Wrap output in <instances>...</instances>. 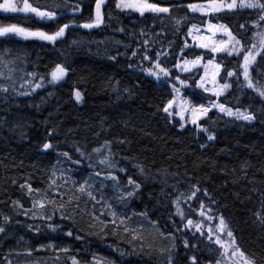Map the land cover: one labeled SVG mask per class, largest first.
I'll return each mask as SVG.
<instances>
[{
	"label": "trees",
	"instance_id": "16d2710c",
	"mask_svg": "<svg viewBox=\"0 0 264 264\" xmlns=\"http://www.w3.org/2000/svg\"><path fill=\"white\" fill-rule=\"evenodd\" d=\"M32 1L42 10L44 6L53 10L52 5L59 4L55 9L57 19L39 21L33 15L0 14V27L15 24L51 33L65 23L83 24L95 17L96 0ZM150 1L168 7L170 13L159 17L145 13L141 17L139 13L121 12L115 7L116 0H109L99 29L71 28L55 43L14 34L0 37V55L13 62L7 66L0 63L4 76L12 69L11 80L0 79V84L9 88L6 94L0 93V227L5 229L0 232V264H72V256L80 264H89L94 258L97 264H168L169 257L172 264H191L194 255L199 264H215L218 253L210 254L203 242L193 239L175 215L173 201L181 193L190 195L192 185L200 192L199 200L189 202L195 211L189 212V203L181 204L188 218L200 220L201 201L210 205L225 217L246 256L264 264V97L255 89L238 90L234 79H229L232 87L219 102L251 113L255 119L235 120L213 110L199 122L208 132L192 124L181 128L178 116L163 112V105L171 99L169 91L141 70L152 66L142 61L145 47L153 59L157 52L168 53L161 61L172 69L173 77L178 72L173 65L180 59L181 49L188 59H211V55H205L206 50L184 48L193 24H225L242 43L251 46L259 13L235 9L216 19L187 8L200 0ZM72 6L78 11L74 12ZM172 17L181 23L176 25ZM145 40L149 41L147 46ZM133 51L136 56H132ZM216 60L223 61L220 76H226L224 69L233 70L242 56L237 59L217 54ZM57 63L68 68L66 82L51 85L47 82L50 77H45V86L35 91L21 87L31 78L27 74L38 73L34 82L39 81L40 75ZM201 71L194 80L200 79ZM250 71L254 83L264 86V76L257 75L264 73V57L257 56ZM189 75L180 73V78L195 88ZM218 81L225 82L219 77ZM76 90L82 94L79 102L74 99ZM197 91L205 99L194 103L215 100L210 93ZM209 135L214 138L209 140ZM106 141L110 142L117 168L125 169L114 173L119 191L114 190L111 180L104 179L108 173L95 165L93 149L101 148ZM45 143L52 147L44 149ZM77 148L85 155L81 156ZM102 151L108 154L107 148ZM62 153H68L71 160ZM137 166L144 168V174ZM53 169L56 184L63 187H49ZM97 172L100 176L90 179ZM61 174L69 177L66 184L59 179ZM129 177L140 188L132 199L121 202L120 192L134 187L127 184ZM85 180L94 185L91 190L97 200L103 195L112 210L131 217L133 228H142L141 239L129 243L132 236L122 228L100 222L111 221L112 217L104 201L95 203L86 192L77 191ZM205 190L214 205L203 195ZM69 197L74 198L71 203ZM34 200H44L45 207L33 208ZM61 204L63 210L59 209ZM92 213L100 220H94ZM48 216L52 217L50 221L44 219ZM50 223L56 227L55 232L49 229ZM69 231L72 236L66 235ZM169 233L175 240L167 238ZM185 239L189 240L188 248ZM192 244H197V249ZM63 248L68 249L67 255L59 251Z\"/></svg>",
	"mask_w": 264,
	"mask_h": 264
},
{
	"label": "snow or ice",
	"instance_id": "6c2138e0",
	"mask_svg": "<svg viewBox=\"0 0 264 264\" xmlns=\"http://www.w3.org/2000/svg\"><path fill=\"white\" fill-rule=\"evenodd\" d=\"M107 0H96L95 3V17L91 20V22L83 23L80 27L84 29H94L99 28L103 22L104 17L102 14V6L106 4ZM59 4L52 5L53 10H47V6H44L42 10V6L36 5L34 6L30 0H22V6L18 5L14 0H4L3 3H0V11L5 13H24L33 15L39 21H55L57 19V11L55 9L59 8ZM75 11H78L76 6H72ZM116 9H119L121 12L130 11L139 13L141 17L145 15V13H151L154 17H159L160 14L170 13V9L168 7H161L159 3H151L149 0H116L115 3ZM187 8L192 12H199L204 16L211 15L213 18L219 19V14L228 13L235 9H251L255 10L259 13L258 21L254 22V27H259L260 22H264V0H206L205 3H193L188 4ZM64 13L61 12V16ZM175 24L179 25L181 23L180 19H175ZM182 19H187L184 17ZM73 22L65 23L62 26L58 27V29L54 32H46L42 30H30L27 28L19 27L15 24L6 27H0V36H4L6 34H14L23 39L36 38L42 41H48L55 43L61 38L65 36L66 29L73 27ZM241 29H244V25H240ZM123 31V29H120ZM201 29L197 27L196 24H193L189 29L187 35L192 36L194 41H198L199 43L196 45L201 49H205V55H211L212 58L208 59L204 62V56H196L194 59H187L185 57L184 49H181L180 59L173 65V68L178 70L175 77L172 76V69L164 67L162 65L161 57L163 56L165 59L168 57L167 52H157L155 58L150 57L147 52L148 48L145 47L144 55L142 57V61H147L151 63V67L149 68H141L143 72H145L148 76L154 77L157 82H159L163 88H166L171 94V99H168L167 102L163 105V112L167 114V116L171 117L173 114L179 117L180 127L184 128L185 124L190 122L192 125H195L199 131L208 132V128L201 127L200 121L204 118L209 117V113L213 110H216L218 114L222 113L227 115L228 117H232L235 120H243V121H252L255 119L254 115L251 113L241 111L239 108L233 110V108L227 107L224 103H220V98L224 95L225 92L228 91L232 87V84L228 82L229 79H234L237 84L238 90L243 91L244 88L247 89H255L259 96L264 97V86H257V83H254L253 77L250 69H252L253 65L257 62V56L264 57V31L255 32L253 34V42L251 46L244 44L241 42V39H238L236 35L232 33V31L225 24H213L209 22L206 26V31L209 35H193V32L200 33ZM217 33H223L227 36V39H215ZM143 31L141 32V36H143ZM76 43V41H73ZM144 44L147 46L149 44L148 40L144 41ZM127 47V46H126ZM190 46L185 42L184 48H189ZM224 54L226 57H235L239 59L242 56V61L233 65V70L224 69L226 72V76H220L222 63H216V55ZM137 53L133 51L132 56H136ZM23 59V57H21ZM0 63L7 64L13 63L12 61H5L3 55H0ZM200 68H203L204 75L200 76L199 80H194L196 74L199 73ZM12 69L9 70V75L4 76L3 72H0V79H8L11 80ZM180 73H190L188 79L194 80L195 88L190 85L187 80L180 78ZM30 79L26 80L25 84L21 85V87L31 88L33 91L36 89L42 88L45 86V77H50L47 82L51 85H57L61 82H66L65 78L68 75V68L62 64H55V66L47 73L40 75L39 81H35L38 73L33 72L27 74ZM258 76H264V73H257ZM243 77L241 80L240 77ZM217 77L221 80H224V83H219ZM177 82L179 83V87H177ZM211 84V87L206 85ZM9 90L7 85L0 84V93H7ZM197 90H202L203 93H211L216 97L215 100L208 98L206 103H194L193 101H199L205 99L203 95H201ZM13 91H15V87L13 85ZM127 91V89H125ZM187 92L189 95L193 97V100H189L186 98L184 93ZM19 94V93H18ZM74 99L79 102L82 100V94L79 90L74 91L73 93ZM173 108L176 109L175 113H173ZM187 116V119H186ZM214 137L212 135L208 136L209 140H212ZM122 142V141H121ZM52 145L49 143H45L43 145L44 149L51 148ZM103 148L108 149V154L105 155L102 151ZM77 152L80 153L81 156H84L85 153L82 152L79 148H77ZM93 153L96 155L97 159L95 161V165L100 167L101 172H107L108 175L104 177L105 180H111L113 183L114 190H120V184L118 177L114 174L116 171L125 172L123 168H117V162L113 159V154L111 152L110 142L106 141L105 144L101 148L93 149ZM62 156L66 157L68 160H71V157L68 156V153H62ZM88 159L92 160V154L88 155ZM75 163H78L75 162ZM140 168L141 174H144V168L142 166H137ZM100 176V172L95 173L94 177H90V179H94L95 177ZM64 184L67 183L69 177L61 174L59 177ZM75 184L76 182L73 181ZM128 185H132L133 190L128 192H120L118 199L121 202L125 200L132 199L136 190L140 188V184L136 183L131 177L128 178ZM21 187H25V185H21ZM29 194L32 193L33 189L31 185H27ZM49 187L60 188L63 187V184H56V172L53 169L52 176L50 177ZM103 187V185H102ZM94 188V185L89 184L88 180H85L83 183H80L77 191L79 193H87V195L95 202L100 203L104 201L103 195H101L100 200L96 199V196L93 195L91 189ZM99 191V190H98ZM200 192V189L192 185L190 186V195L185 196L184 193H181L177 196L176 200L173 201L175 204V215L180 218L181 223H183L184 229L191 232L192 238L197 240V242H203L205 247L211 253H218V257L215 260V264H256V260L254 258H249L246 256L245 252L241 250L240 246L237 244L236 237L231 230L228 222L225 220L223 215H218L216 210L210 205H206L203 201L200 202L198 215L200 220L194 221L191 218H188V213L181 207L182 203H189L193 200V198L199 200V196L197 195ZM63 195V194H61ZM203 195L211 201V204H215L214 200H211V197L207 196V191L205 190ZM74 198L69 197V203L72 202ZM78 199V198H77ZM18 203V202H14ZM49 203H54V201H49ZM106 209L109 211V215H111V221H100L107 226V223H111L115 228L123 229L125 234H130L132 236V240L129 243L141 239L139 232L142 231V228L137 229L133 228L129 221L131 217H127L124 214H118L115 210H112V206L104 201ZM22 207V206H21ZM39 207L43 209L45 207L44 200L33 201V208ZM77 207L79 205L77 204ZM64 205H59V209L63 210ZM56 209H53L55 212ZM195 210L191 209L189 203V212H193ZM143 215V214H141ZM93 219L99 221L100 218L92 213ZM35 218V217H34ZM8 217H5V221H8ZM46 220H51L52 217H45ZM186 220V223H185ZM218 222H215L217 221ZM208 225L205 229V225ZM155 226V224H154ZM31 227V225H29ZM49 229L55 232L57 229L53 224L48 225ZM5 229L0 227V232H4ZM181 231V230H177ZM199 233V236H197ZM67 236H72V232L69 231L66 233ZM163 236V233L160 234ZM169 239L175 240V237L169 233L167 237ZM185 248L189 246V240L185 239L183 241ZM219 246V247H215ZM49 248H54V245H48ZM151 248V245H149ZM192 248L197 249V244H192ZM59 251L63 252L65 255L68 253L67 248L59 249ZM27 254H31L28 252ZM59 259V257H57ZM71 259L72 264H80V262L74 257H69ZM191 264H199L197 260V256H192L190 258ZM11 264V261L8 262ZM89 264H97L96 259L89 262ZM168 264H172V258H168Z\"/></svg>",
	"mask_w": 264,
	"mask_h": 264
},
{
	"label": "rangeland",
	"instance_id": "374dc122",
	"mask_svg": "<svg viewBox=\"0 0 264 264\" xmlns=\"http://www.w3.org/2000/svg\"><path fill=\"white\" fill-rule=\"evenodd\" d=\"M4 2V0L1 2V3H3ZM14 2H16L18 5H20V6H22V0H14ZM30 2L31 3H33V1L32 0H30ZM149 2H151L150 0H149ZM206 2V0H200V1H197V2H193V3H205ZM228 2H231V0H229ZM152 3V2H151ZM193 3H191V4H193ZM34 5V4H33ZM35 6V5H34ZM161 7H166V6H164V5H160ZM196 13H199V12H196ZM0 14H3V15H30V14H24V13H5V12H3V11H0ZM199 14H201V13H199ZM44 21H47V20H44ZM209 22H211V21H207V23H206V25L205 26H203V27H201V26H197L198 28H200L201 29V31H200V33H196V32H193V35H197V34H199V35H209V33L206 31V26H207V24L209 23ZM211 23H213V22H211ZM213 24H215V23H213ZM261 31H264V22H260V26L259 27H255V32H261ZM215 39H217V40H219V39H227V36L226 35H224L223 33H217V35H216V37H215ZM188 40H189V46L190 47H196V48H199V47H197L196 45L199 43L198 41H194L193 40V38H192V36H189L188 35ZM203 50H205V49H203ZM188 59V58H187ZM189 60H191V59H189ZM208 59H204V62H206ZM216 63H218L217 62V60H216ZM163 65V64H162ZM164 66V65H163ZM165 67V66H164ZM202 69V71H201V76L202 75H204V71H203V68H201ZM173 76V75H172ZM217 79H218V77H217ZM188 82V81H187ZM189 83V82H188ZM180 85H179V83L177 82V87H179ZM206 86H208V87H211V84H208V85H206ZM211 94V93H210ZM184 95L186 96V98L187 99H189V100H193V98H192V96H190L187 92H185L184 93ZM212 95V94H211ZM215 97V96H214ZM215 99H216V97H215ZM194 102V101H193ZM175 111H176V109L175 108H173V113H175ZM173 115H175V114H173ZM186 119H187V116H186ZM248 122H250V121H248ZM186 124H191L190 122H188V123H186Z\"/></svg>",
	"mask_w": 264,
	"mask_h": 264
},
{
	"label": "water",
	"instance_id": "95a60500",
	"mask_svg": "<svg viewBox=\"0 0 264 264\" xmlns=\"http://www.w3.org/2000/svg\"><path fill=\"white\" fill-rule=\"evenodd\" d=\"M108 2H109V0H107V2H106V4L104 5V6H102V9H101V11H102V14H103V17H104V8L106 7V5L108 4ZM95 11V10H94ZM74 24V26L73 27H70L69 29H71V28H80V29H84V28H82V27H80V25H82V24H76V23H73ZM103 24H104V22H103ZM102 24V25H103ZM101 25V26H102ZM100 26V27H101ZM99 27V28H100ZM99 28H94V29H84V30H95V29H99ZM69 29H66V32L69 30ZM6 35H8V34H6ZM6 35H4V36H6ZM65 35H66V33H65ZM0 37H2V36H0ZM65 37V36H64ZM63 37V38H64ZM62 39V38H61Z\"/></svg>",
	"mask_w": 264,
	"mask_h": 264
}]
</instances>
